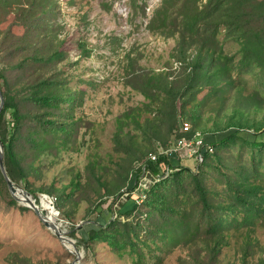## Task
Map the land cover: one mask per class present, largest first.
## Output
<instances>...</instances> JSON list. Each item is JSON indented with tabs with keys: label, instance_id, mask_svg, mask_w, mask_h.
I'll return each mask as SVG.
<instances>
[{
	"label": "trees",
	"instance_id": "trees-1",
	"mask_svg": "<svg viewBox=\"0 0 264 264\" xmlns=\"http://www.w3.org/2000/svg\"><path fill=\"white\" fill-rule=\"evenodd\" d=\"M54 4L55 0L50 4L46 0H0V26L9 17L15 20L12 22L15 26L24 25L26 28L21 35L11 33L16 48H26L25 54L28 55L23 58V65L32 59L50 62L60 58L62 52L52 45L44 56L40 55L41 47L29 53L32 45L46 42L26 43L22 40V37L31 36L45 39L47 34L43 32L47 28L55 32L48 21L56 8ZM142 8L144 13L145 6ZM34 28L42 32L31 31ZM224 28L228 31L227 39L241 44L243 57L239 61L234 56L229 57L224 50L221 40ZM149 29L160 35L177 36L178 48L174 57L181 65L182 73L180 70L177 78H172L177 72L141 75V84L136 89L150 102L143 114L127 113L119 120V125L132 118L144 135L150 134L149 137L158 142L153 149H146L137 141L138 138L127 134V142L133 149V166L125 173L124 187L118 192L105 184L104 175H98L99 161L92 162L91 171H95L94 177L101 186V190L97 191L100 195L105 192L106 196L94 210V213H99L96 222L88 230L85 227L75 228L73 236L77 231L82 232V242L89 250L107 240L115 244L120 231L130 238L137 227L129 221L140 214L148 215V212L144 213L148 207L152 220L156 215L163 217L167 214L171 225L177 223L182 229L181 235L186 237V243L205 244V250L196 248L193 252L194 264H220L224 251L234 246L238 248L239 261L233 264H250L251 260H255L252 264H264V244L255 233L257 220L264 219V211H261L264 206L258 202L262 186L255 179L259 171L250 172L243 165L235 166L234 160L224 152L233 140H240L246 146L258 149V154H264V140H260L264 134V85L254 88L250 95H244L243 89L239 90L237 86L238 96L230 106L225 102L222 110L213 113L209 119L213 126L202 129L199 125L202 114L198 109L201 105L197 103L189 111L187 103L191 101L185 100L188 95L196 96L204 89L226 95L230 88L236 86L231 73L237 69L255 68L264 74V0H163L152 17ZM17 65L25 68L22 63ZM46 73L32 71L19 77L18 81H23L19 89L12 86L11 73L0 69V87L6 100L0 114L5 164L10 177L14 181L22 180L27 187L28 173L37 168V161L44 155L58 157L62 151L69 150L81 123L75 109L81 104L84 93L68 88L67 81H63L59 74H52V71ZM180 107L190 112L198 126H194L191 136L198 131L203 133L205 148L200 150V155L204 162L200 155L192 159L163 155L157 162L148 161L150 153L155 152L159 144L172 140L164 135L166 126L170 125L171 131L180 127L175 139L185 135L181 134L182 124L186 121L182 120ZM151 112L161 116H149ZM143 115L148 117L142 120ZM123 135L120 129L116 141L122 142ZM19 143L34 148L28 151L34 157L30 169L24 165L27 148H19ZM210 147L215 149L214 153ZM145 161L153 182L146 190L147 203L139 207L136 201L132 203L130 200L136 197L135 192L144 175V170L137 166ZM169 169L172 170L171 177L157 181L160 176H166ZM215 174L219 175L218 182H209V179L216 178ZM81 182V175L77 174L70 184L63 187L64 195H68L71 202L82 191ZM0 184L8 185L1 169ZM190 185L197 188L201 198L197 225L191 224L192 213L178 202L190 193ZM126 188L130 191L128 195L123 193ZM31 191L37 197L36 192ZM64 204L66 198L58 203L60 210L64 209ZM155 225L158 227L155 233L168 238L163 223L155 222Z\"/></svg>",
	"mask_w": 264,
	"mask_h": 264
},
{
	"label": "rangeland",
	"instance_id": "rangeland-1",
	"mask_svg": "<svg viewBox=\"0 0 264 264\" xmlns=\"http://www.w3.org/2000/svg\"><path fill=\"white\" fill-rule=\"evenodd\" d=\"M51 1L46 0V3L50 4ZM162 3L163 0H55L56 8L48 20L55 32L47 28L43 32L47 34L45 39L22 37L26 43L46 42L32 45L29 53L41 47L40 55L44 56L49 46L58 48L62 52L60 58L50 62L32 59L23 65V58L28 55L25 54L26 48H16L11 33L21 35L26 31L25 26H15L12 24L15 20L9 17L0 26V69L11 73L9 77H13V80L10 79L14 83L13 87L22 86L23 81H18V78L32 71H52V74H59L63 81L66 80L72 91L84 93L81 104L75 109L81 121L80 127L69 150L62 151L58 157L52 154L39 159L35 164L37 168L28 173V187L22 180L16 181L25 189L36 192L38 204L43 194L57 198L54 208L59 215L56 221L62 223L69 237L78 242L84 253L80 264H194L192 254L195 249L206 248L204 243H186V237L181 235V227L177 223L171 225L167 214L163 217L156 215L152 220V212L149 214L148 207H144V213L148 212V215L140 214L129 221L137 227L130 238L120 231L115 244L107 240L89 250L82 242V232L77 231L73 236L75 228L85 227L88 230L96 222L99 213H94V210L102 197L106 196L105 192L100 195L97 191L101 190V186L94 177L95 171H91L92 162L99 161L96 170L98 175H104L105 184L118 192L124 187L125 173L133 166V149L127 142V134L138 138L137 141L146 149H153L158 142L151 139L150 134L144 135L132 118L122 126L119 120L130 112L143 114L145 106L150 102L136 89L141 84V75L177 72L172 78L180 76L182 67L174 57L178 48L177 36L160 35L149 29L154 13ZM142 6H145L144 13ZM33 30L41 31L37 28ZM227 38L228 31L224 28L221 33L224 50L229 57L234 56L239 61L243 57L241 44ZM18 63H22L25 68H21ZM231 74L236 86L230 88L226 95L204 89L201 94L185 97V100L191 101L187 103L189 111L197 103L201 105L198 108L202 114L199 124L201 129L213 126L209 119L213 113L222 110L225 102L230 106L231 101L238 96L237 86V89H243L244 95H250L254 88L264 85V74L258 69H237ZM192 103L196 104L192 106ZM180 109L182 120L198 128L190 112L186 109L183 111L182 107ZM151 113L149 116H161L157 112ZM146 116L143 115L142 120ZM120 129L124 133L123 141L117 142L116 135ZM179 129L171 131L168 125L163 132L166 137L175 140ZM260 140H264V134ZM18 147L27 148V161L24 165L30 169L34 157L28 151L34 148L22 143ZM256 150L240 140H233L224 152L234 160L235 166L243 165L250 172L259 171L255 176L262 186L258 202L264 206V154H258ZM187 156L193 158L189 153ZM77 174L81 175L83 189L77 193L76 198L83 201L75 198L71 202L62 189ZM215 175L216 178L209 179V182H218L219 175ZM50 191L51 194L47 193ZM64 198L66 204L60 210L58 203ZM200 199L197 188L190 185V193L178 201L192 213L191 224L197 225ZM130 202L134 203L135 198ZM155 222L163 223L168 238L155 233L158 229ZM255 233L264 244V219L257 220ZM77 258L31 208L14 198L8 185L0 184V264H75ZM236 261H239V253L234 246L224 251L220 264H233ZM254 261L251 260L250 264Z\"/></svg>",
	"mask_w": 264,
	"mask_h": 264
},
{
	"label": "built area",
	"instance_id": "built-area-1",
	"mask_svg": "<svg viewBox=\"0 0 264 264\" xmlns=\"http://www.w3.org/2000/svg\"><path fill=\"white\" fill-rule=\"evenodd\" d=\"M181 128H182L181 134H185V135H182L178 139L171 140L167 144H163V143L159 144L157 146L158 147L157 150L153 153H150L148 157V161L150 160L153 162H157L160 156L163 155L175 156L178 157L179 159L180 158L189 159V157L187 156L188 153L193 158L199 156L200 150L201 149L203 150L205 148V147L203 148V146H205L203 140V133L198 131L194 136H191V134L194 132V126L188 121L184 122ZM210 150L211 152H214L213 150L215 149L210 147ZM200 159L202 162H204V158L202 157V155H200ZM146 163L147 161H145L144 163H140L137 166L138 169L144 170V175L141 179L140 186L138 190L135 192L136 195L135 201L137 202V205H139V207H143L147 203L148 193L146 192V190L150 189V185L153 182V180L149 178V172ZM171 174H172V170L169 169L167 175L164 177L160 176L157 181L161 182L164 179H168L171 176ZM123 193L127 195L130 194L129 188L124 189ZM42 197L45 198L47 201H49L52 207L56 205L57 198L44 194L42 195ZM60 224L62 225L63 228V224L62 223Z\"/></svg>",
	"mask_w": 264,
	"mask_h": 264
},
{
	"label": "water",
	"instance_id": "water-1",
	"mask_svg": "<svg viewBox=\"0 0 264 264\" xmlns=\"http://www.w3.org/2000/svg\"><path fill=\"white\" fill-rule=\"evenodd\" d=\"M5 102L6 100L4 93L0 87V114L3 111ZM0 169L8 183V187L14 198L24 203V205L27 206L28 208H31L36 213L40 221L57 236V238L63 243V245L66 248H68L69 246H74L76 251L73 253L76 254V256L78 257L75 264H80L82 262V259L84 258V253L80 250L77 244L78 242L73 238L69 237L68 232L62 228V225L60 223L52 220L53 217L52 213L50 214L48 210L43 207L42 201L44 198H41L40 204H38L36 196L32 194L31 191L25 189L10 177L5 164L4 146L1 138H0ZM53 209L55 208L53 207Z\"/></svg>",
	"mask_w": 264,
	"mask_h": 264
},
{
	"label": "bare ground",
	"instance_id": "bare-ground-1",
	"mask_svg": "<svg viewBox=\"0 0 264 264\" xmlns=\"http://www.w3.org/2000/svg\"><path fill=\"white\" fill-rule=\"evenodd\" d=\"M21 195V194H20ZM43 203V207L46 208L48 210V212L51 214L52 213V220L56 221V217H58V213L55 211V209H53L52 205L49 203V201H47L45 198L42 201ZM69 246V245H68ZM68 250H70V252H75L76 249L74 246H69L67 248Z\"/></svg>",
	"mask_w": 264,
	"mask_h": 264
},
{
	"label": "clouds",
	"instance_id": "clouds-1",
	"mask_svg": "<svg viewBox=\"0 0 264 264\" xmlns=\"http://www.w3.org/2000/svg\"><path fill=\"white\" fill-rule=\"evenodd\" d=\"M43 198V197H42Z\"/></svg>",
	"mask_w": 264,
	"mask_h": 264
}]
</instances>
